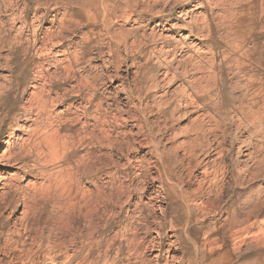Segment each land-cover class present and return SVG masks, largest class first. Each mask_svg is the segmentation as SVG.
Instances as JSON below:
<instances>
[{
    "label": "clouds",
    "instance_id": "obj_1",
    "mask_svg": "<svg viewBox=\"0 0 264 264\" xmlns=\"http://www.w3.org/2000/svg\"><path fill=\"white\" fill-rule=\"evenodd\" d=\"M0 264H264V0H0Z\"/></svg>",
    "mask_w": 264,
    "mask_h": 264
}]
</instances>
